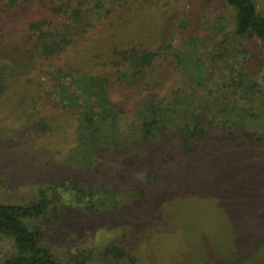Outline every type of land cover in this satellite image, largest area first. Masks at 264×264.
I'll use <instances>...</instances> for the list:
<instances>
[{
  "label": "trees",
  "instance_id": "obj_1",
  "mask_svg": "<svg viewBox=\"0 0 264 264\" xmlns=\"http://www.w3.org/2000/svg\"><path fill=\"white\" fill-rule=\"evenodd\" d=\"M131 1L50 0L48 12L31 18L13 44L15 64L50 68L49 90L45 82L22 81L29 83L31 115L38 108L68 115L74 146L65 156L64 179L51 192L44 191L29 205L0 202V243L8 251L0 264H85L89 251L74 262L60 261L41 243L45 230L25 220L44 218L48 223L50 206L59 210L66 196L87 216L174 191L203 197L206 185H213L212 154L243 140L254 146L264 142V48L257 45L264 43V14L254 0H219L227 16H219L213 29L220 32L222 53L214 52L207 68L201 58L184 56L188 62L183 64L179 57L174 65L177 79L168 89L154 80L162 49L116 45L97 73L81 71L71 62L57 64L108 18L114 6ZM247 36L254 38L248 41ZM10 63H0V99L20 84V73ZM49 121L48 115L41 127L54 128L48 129ZM261 147L264 150V144ZM144 164L138 180L117 187ZM249 228L247 238L260 252L255 264H264V220ZM106 252L127 257L120 248Z\"/></svg>",
  "mask_w": 264,
  "mask_h": 264
},
{
  "label": "rangeland",
  "instance_id": "obj_2",
  "mask_svg": "<svg viewBox=\"0 0 264 264\" xmlns=\"http://www.w3.org/2000/svg\"><path fill=\"white\" fill-rule=\"evenodd\" d=\"M254 1L264 14V0ZM49 2L0 0V63L12 62L16 74L20 73L19 86L0 99V202L4 204L29 205L44 191L51 192L64 179L65 156L74 146L68 115L45 108L31 115L29 109V83L22 81L45 82L49 90L50 68L29 67L19 61L18 67L12 61L16 60L13 44L22 37L26 23L47 13ZM219 16H227L219 0H135L116 5L108 18L57 64L71 62L81 71L97 73L116 45L162 49L158 60L162 64L154 80L168 89L177 79L174 65L179 57L183 64L188 62L184 56L201 58L207 68L213 64L214 52L222 53L220 32L213 29ZM257 45L264 48L263 42ZM163 49L169 55L167 60ZM48 115V129L53 126V130L41 127ZM263 144L256 142V147L243 140L212 154L209 175L213 185H206L207 196L195 198L189 191H174L168 197L147 196L127 208L89 216L66 196L61 202L65 206L59 210L50 206L48 223L44 218L25 223L45 230L42 245L63 262H74L89 251L91 258L85 264H239L243 258H247L244 264H255L260 252L247 236L251 224L257 226L264 220ZM145 166L133 169L132 178L117 187L126 188L138 180ZM109 248L124 249L127 257L115 258L107 254ZM261 251L264 255V249ZM7 255L6 244L0 243V260Z\"/></svg>",
  "mask_w": 264,
  "mask_h": 264
}]
</instances>
